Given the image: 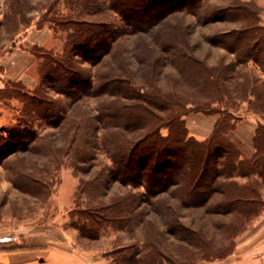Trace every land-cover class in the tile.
I'll list each match as a JSON object with an SVG mask.
<instances>
[{
	"label": "rangeland",
	"instance_id": "374dc122",
	"mask_svg": "<svg viewBox=\"0 0 264 264\" xmlns=\"http://www.w3.org/2000/svg\"><path fill=\"white\" fill-rule=\"evenodd\" d=\"M26 2L27 14L33 20L28 26H19L17 34L12 35L4 26V16L9 12L7 3L0 0V138H6L9 132L22 127L33 130L37 135V140L28 150L16 151L5 157L0 154V264H26L19 263L18 253L12 259L13 263L8 255L17 252V249L47 248L53 242L95 264H240L238 259L242 256L238 252L242 255L244 232L259 214L246 223H237L233 214L217 213L210 209L218 196L204 206H184L169 192L150 196L144 186L126 185L111 176L112 163L106 152L107 145H118L122 140H136L143 136L154 125L151 116L145 115L132 124V120L126 119L130 113H124L126 118L122 116L118 127V116L115 120L109 117V112H99L101 105L113 97L89 95L68 106L67 97L50 90L48 97L57 100L66 109L67 115L62 123H55L61 115L57 110L52 111L56 115L53 120L22 114L21 96L28 97L40 87V60L32 47L29 49L30 55L22 56L21 62L25 65L33 61L31 68L25 72L24 81L11 80L17 70L11 67L5 71L3 63L6 53L18 44L21 36L42 22L45 9L41 5L45 4V0ZM238 2L247 3L257 15L258 23L264 26V0ZM230 3L231 0H205L203 7L210 11L211 7ZM45 25L48 26L43 23ZM236 25L227 18L202 23L189 12H175L147 31L121 34L114 59L106 57L107 63L100 67V64L93 67L84 63L83 68L93 73L97 67L103 70L111 65L117 68L124 65L130 70L135 83L147 91H151V83H154L162 96L168 94L172 99V94L175 97L173 102L177 98L184 99L188 101L186 109L193 110V101L202 96L203 84L195 86L191 83L186 70L192 68L178 71L174 62H177L180 54L167 58L163 64L155 62V56L164 55L161 52L164 48L158 43L185 39L192 48L193 56L207 66L220 62L228 64L233 61L234 55L212 44L210 39L218 33L236 28ZM170 29L174 32H167ZM52 34L53 39L47 49L59 53L64 34ZM195 70L197 74L202 73L200 68ZM231 75L228 94L222 96V103L212 104L209 109L225 110L235 118L234 127L226 138L242 158H249L254 153L249 127L252 122L264 125V109L260 110L261 115L254 113L247 100L240 99V95L245 93L243 80L247 77L257 78L262 84L264 74L259 64L250 60L233 68ZM228 95L230 98H226ZM107 104L110 105L109 102ZM157 113L165 115L166 111ZM202 115L206 114L189 111L182 116L188 135L200 141L210 135L204 139L195 137V130L205 126ZM128 122L131 125H124ZM160 133L166 135L167 129L161 128ZM26 176L39 177L42 183H32ZM253 179L257 181L261 198L264 183L259 178ZM231 180L238 186L248 181L237 175ZM88 195L96 199L99 197L97 200L103 205L114 203L112 209L117 211L116 217L119 219L113 222L106 220L103 226L92 225L94 238L85 237L80 231L87 222L86 216L78 212L86 208ZM180 226L197 232L207 243L197 248L182 241L180 238L190 233ZM48 263L54 264L51 260ZM56 264H69V261ZM70 264L73 263L70 261Z\"/></svg>",
	"mask_w": 264,
	"mask_h": 264
},
{
	"label": "trees",
	"instance_id": "16d2710c",
	"mask_svg": "<svg viewBox=\"0 0 264 264\" xmlns=\"http://www.w3.org/2000/svg\"><path fill=\"white\" fill-rule=\"evenodd\" d=\"M5 1L9 12L4 16V26L15 35L19 26L30 25L33 17L27 14V0ZM233 1L227 6L211 7L209 11L203 7L205 0H45V4L41 5L45 13L37 28L47 23L53 33L62 32L64 39L59 53L32 46L40 60V87L28 97L21 96L22 114L53 120L56 115L52 111L57 110L61 115L55 123H62L67 115L66 109L57 100L48 97V90L67 97L68 106L89 95L113 97L108 101L110 105L108 102L101 105L99 112H109V117L115 120L118 116L116 126L120 127L122 116L128 112L130 114L124 118L132 120V124L145 115L151 116L154 124L136 140L129 138L118 145H107L113 178L126 185H142L150 196L169 192L184 206H204L218 196V200L210 205L212 211L231 213L237 223H246L264 207L257 181L253 179L259 178L264 183V125L257 124L255 129L252 138L254 153L249 158H242L226 138L234 127L235 118L225 110L209 109L212 104L222 103V96L228 94L231 73L237 65L254 60L264 74V26L258 23L257 15L247 3ZM175 12H189L202 23L226 18L237 23L236 28L218 33L210 39L212 44L234 55L233 61L228 64L220 62L207 66L193 56L189 42L181 37V41L158 43L164 48L161 51L164 55L155 56V62L163 64L167 58L180 54L177 62H174L178 71L192 68L186 70L191 83L195 86L203 84L202 96L190 103L195 105L193 110L186 109L188 101L184 99L177 98L173 102L175 97L172 94V99L168 94L162 96L154 83H151V91H147L135 83L130 70L124 65L118 68L111 65L103 70L97 67L93 73L83 68L84 63L93 67L100 64V67L107 63L106 57L114 59L121 34L147 31ZM167 32L174 31L170 29ZM195 68H200L202 73L197 74ZM259 82V79L252 77L243 80L245 93L240 95V99L247 100L253 112L261 115L260 110L264 109V81L262 84ZM158 111H166V114L159 115ZM189 111L218 115L206 139L200 141L188 135L182 116ZM161 128L167 129L166 135L160 133ZM7 135L0 138L2 157L28 150L37 140L35 132L27 127L15 129ZM235 175L247 178V183L236 185L231 180ZM26 177L32 183H42L39 177ZM88 196L86 208L78 212L86 216L87 222L80 231L83 236L94 238L92 225L103 226L106 220L113 222L119 219L116 217L117 211L112 209L114 203L103 205L97 200L99 197ZM184 231L190 235L180 238L182 241L197 248L207 243L197 232Z\"/></svg>",
	"mask_w": 264,
	"mask_h": 264
},
{
	"label": "crops",
	"instance_id": "0c3cea01",
	"mask_svg": "<svg viewBox=\"0 0 264 264\" xmlns=\"http://www.w3.org/2000/svg\"><path fill=\"white\" fill-rule=\"evenodd\" d=\"M22 38L18 40V44L15 47H12L5 55V61L3 63V68L6 69L14 67L17 72L11 77V80L24 81L25 72L31 68L32 62L26 63L27 65L21 62L22 56L26 54L30 55L29 49L36 45L43 48H49V44L53 39V34L51 29L48 26H42L40 28L33 27L30 28ZM22 44V45H20ZM205 119L203 122L205 126L203 128H197L195 130L196 138L204 139L206 138L215 125V122L218 118V115H202ZM188 117V116H187ZM252 122V121H251ZM257 122H252L249 127V137L252 141V138L257 127ZM261 198L264 201V186L261 188ZM244 243L242 255L239 253V256H242L241 259H238L240 264H264V207L260 211L259 215L251 221L250 225L244 232ZM19 251V252H18ZM57 252V253H56ZM20 256L19 263L30 264L34 261L38 264H49L48 262L61 263L63 261H70L73 264H95L94 262L88 263L82 255L76 253L75 251L67 250L59 243H51L47 248L40 246L37 250H28V249H17V252H11L8 255L9 261L13 263L12 259L16 254ZM61 254V255H57ZM44 256V258H43ZM46 257H49L48 259ZM238 258V257H237ZM236 259V258H235Z\"/></svg>",
	"mask_w": 264,
	"mask_h": 264
}]
</instances>
